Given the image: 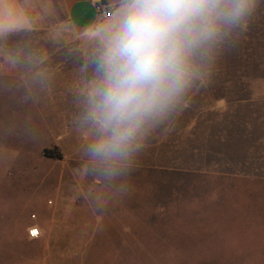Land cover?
<instances>
[{
	"label": "rangeland",
	"instance_id": "rangeland-1",
	"mask_svg": "<svg viewBox=\"0 0 264 264\" xmlns=\"http://www.w3.org/2000/svg\"><path fill=\"white\" fill-rule=\"evenodd\" d=\"M53 1L37 0L55 14L54 27L4 35L0 49L25 68L86 57L100 75L103 29L119 12L94 32L78 33ZM216 57L217 69L203 64L204 78L145 131L132 165L113 179L43 144L62 136L86 150L95 135L83 147L81 108L68 97L49 98L56 117L47 122L23 89L0 81V264H68L80 251L76 264H264V0H255ZM57 75L67 83L42 84L47 97L67 94L76 78ZM69 202L86 203V232L97 233L86 235L92 243L47 246L29 237L32 221Z\"/></svg>",
	"mask_w": 264,
	"mask_h": 264
},
{
	"label": "clouds",
	"instance_id": "clouds-1",
	"mask_svg": "<svg viewBox=\"0 0 264 264\" xmlns=\"http://www.w3.org/2000/svg\"><path fill=\"white\" fill-rule=\"evenodd\" d=\"M254 5L255 0H120L119 14L103 29L100 75L87 92L83 115L95 131L86 149L95 170L113 179L132 165L145 131L204 78V63L209 72L217 69L219 45L243 26Z\"/></svg>",
	"mask_w": 264,
	"mask_h": 264
},
{
	"label": "crops",
	"instance_id": "crops-1",
	"mask_svg": "<svg viewBox=\"0 0 264 264\" xmlns=\"http://www.w3.org/2000/svg\"><path fill=\"white\" fill-rule=\"evenodd\" d=\"M103 1V2H102ZM104 3L111 11L110 16H114L120 11V0H56L51 5H58L63 10L65 20L68 26L78 33H91L102 23L95 4ZM40 3L37 0H0V37L24 31L42 30L54 27L56 25V17L41 11ZM57 53H67L68 47L54 48ZM78 49H84L79 47ZM93 62L89 63L86 57L81 62H72L67 57L50 58L47 62L41 61L31 68H25L23 62L18 60L11 53L0 49V81L7 82L13 88H21L29 97L35 112L48 122L51 117H56L53 104L49 98L65 99L68 97L70 104L75 108H81L80 116L83 117L87 92L94 81L98 79L96 68H93ZM69 72L75 75V79L68 80L70 85L67 94L56 92L51 97H47L41 91L43 85H56L60 87L67 83L63 77H59V73ZM73 108V107H72ZM48 127V126H47ZM84 138L81 143L83 147L87 141L92 140L95 131L90 124L84 123ZM82 133V132H81ZM84 140V143H83ZM93 141V140H92ZM3 142V141H2ZM32 138L29 143H36ZM28 143V144H29ZM43 144L55 146L62 155L63 160L79 163L90 164L86 150L75 149L71 141L64 137L45 142ZM81 145V144H80ZM81 149H83L81 147ZM86 199L88 196L84 195ZM72 204L58 205L56 203L52 208L45 210V217L42 221H32L31 227L36 228L39 236L34 240L43 241L47 246H81L92 243L87 240L86 235L92 237L97 233L92 231L87 233V221L83 220V215L88 207L83 202H69ZM74 203V204H73ZM80 203V204H79ZM90 204V202H89ZM37 219L36 216L33 217ZM89 230V229H88ZM82 251H80L81 254ZM74 255L68 258V264H76L84 257L82 255ZM82 257V258H81ZM78 258H81L78 260Z\"/></svg>",
	"mask_w": 264,
	"mask_h": 264
},
{
	"label": "built area",
	"instance_id": "built-area-1",
	"mask_svg": "<svg viewBox=\"0 0 264 264\" xmlns=\"http://www.w3.org/2000/svg\"><path fill=\"white\" fill-rule=\"evenodd\" d=\"M95 9H96L99 17L102 20L108 19L111 15L110 9L104 3H101V2L96 3ZM33 233H35V234H33ZM28 234H29L30 238H37L39 236V232L36 228L29 229Z\"/></svg>",
	"mask_w": 264,
	"mask_h": 264
},
{
	"label": "trees",
	"instance_id": "trees-1",
	"mask_svg": "<svg viewBox=\"0 0 264 264\" xmlns=\"http://www.w3.org/2000/svg\"><path fill=\"white\" fill-rule=\"evenodd\" d=\"M103 2V1H102ZM51 154V153H50ZM50 156H53V157H58V154H56V153H52V155H50Z\"/></svg>",
	"mask_w": 264,
	"mask_h": 264
},
{
	"label": "snow or ice",
	"instance_id": "snow-or-ice-1",
	"mask_svg": "<svg viewBox=\"0 0 264 264\" xmlns=\"http://www.w3.org/2000/svg\"><path fill=\"white\" fill-rule=\"evenodd\" d=\"M33 234H35V233H33Z\"/></svg>",
	"mask_w": 264,
	"mask_h": 264
}]
</instances>
